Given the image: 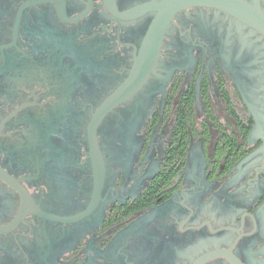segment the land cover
Wrapping results in <instances>:
<instances>
[{
  "label": "flooded vegetation",
  "instance_id": "af4514ba",
  "mask_svg": "<svg viewBox=\"0 0 264 264\" xmlns=\"http://www.w3.org/2000/svg\"><path fill=\"white\" fill-rule=\"evenodd\" d=\"M264 0H0V264H264Z\"/></svg>",
  "mask_w": 264,
  "mask_h": 264
},
{
  "label": "water",
  "instance_id": "95a60500",
  "mask_svg": "<svg viewBox=\"0 0 264 264\" xmlns=\"http://www.w3.org/2000/svg\"><path fill=\"white\" fill-rule=\"evenodd\" d=\"M260 29H262L264 31V26H261Z\"/></svg>",
  "mask_w": 264,
  "mask_h": 264
}]
</instances>
